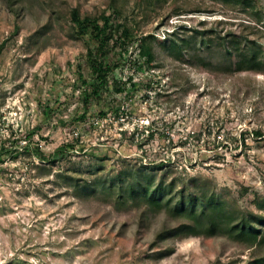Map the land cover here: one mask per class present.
Masks as SVG:
<instances>
[{"label":"rangeland","instance_id":"374dc122","mask_svg":"<svg viewBox=\"0 0 264 264\" xmlns=\"http://www.w3.org/2000/svg\"><path fill=\"white\" fill-rule=\"evenodd\" d=\"M72 9L146 37L149 67L132 44L85 104L78 72L89 90L92 42ZM0 146L12 150L0 160V264L263 258L264 240L247 245L223 224L157 240L190 220L128 187L214 198L263 236L264 0H0Z\"/></svg>","mask_w":264,"mask_h":264},{"label":"trees","instance_id":"16d2710c","mask_svg":"<svg viewBox=\"0 0 264 264\" xmlns=\"http://www.w3.org/2000/svg\"><path fill=\"white\" fill-rule=\"evenodd\" d=\"M118 14L117 9L113 10V16ZM70 19L76 28L79 35H89L92 46L86 50L85 59L88 63L91 74L90 89H86L88 83L83 79L82 73L78 72V79H80L83 90V102L87 104L91 97H98L104 87L108 84L109 75L111 72L126 61L124 57L128 52L129 46L136 44L137 54L133 62H137L140 67H149L153 61V53L150 45L146 41V37L137 38L129 27L121 22H116L110 15L101 14L98 17L81 16L77 9L70 11ZM171 48L174 45L170 46ZM116 55L115 59L112 58ZM253 59V58H251ZM111 61V62H110ZM238 70H243L241 66H237ZM115 91L122 93L124 87L119 86ZM256 135H262L256 131ZM70 145V144H69ZM65 145L58 148L59 150ZM12 152L11 149L0 146V160L2 155ZM36 157L40 161H44L46 156L42 151L35 152ZM171 186L159 183L154 189L147 190L143 187L142 191L135 190L132 185L128 187L130 196L132 198L139 195L143 196L145 201L153 206L159 207L164 205L166 208H172L171 213L175 216L184 217L190 220V223H181L172 228L164 229L157 233L156 239L162 240L175 236H186L199 233V229H204L206 234L212 235L223 224V229H226L232 235L239 238H244L246 244H252L258 237L259 243L264 240V234L261 235L259 228L249 221H240L237 223H230L227 218L224 219L222 205L220 201L214 198L203 199L202 197L194 196L186 198L182 193L176 201L165 199L164 197L169 193ZM264 224V221L259 220ZM229 227V228H228ZM252 264H264V257L254 261Z\"/></svg>","mask_w":264,"mask_h":264}]
</instances>
